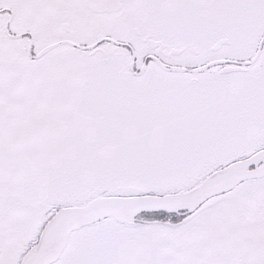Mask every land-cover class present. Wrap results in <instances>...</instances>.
<instances>
[{
    "label": "snow or ice",
    "instance_id": "snow-or-ice-1",
    "mask_svg": "<svg viewBox=\"0 0 264 264\" xmlns=\"http://www.w3.org/2000/svg\"><path fill=\"white\" fill-rule=\"evenodd\" d=\"M0 264H264V0H0Z\"/></svg>",
    "mask_w": 264,
    "mask_h": 264
}]
</instances>
